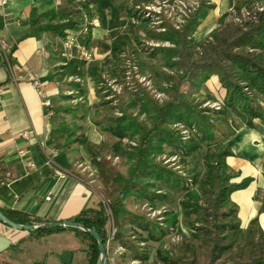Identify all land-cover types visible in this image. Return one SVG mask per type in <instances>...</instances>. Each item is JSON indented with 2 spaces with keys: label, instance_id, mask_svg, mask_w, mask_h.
Instances as JSON below:
<instances>
[{
  "label": "trees",
  "instance_id": "obj_1",
  "mask_svg": "<svg viewBox=\"0 0 264 264\" xmlns=\"http://www.w3.org/2000/svg\"><path fill=\"white\" fill-rule=\"evenodd\" d=\"M77 9H71L65 13L47 12L43 14L32 13L29 20L31 33L36 31H48L54 36L65 38L68 30H73L77 25V17L81 9H87L90 5L94 7L96 0H83ZM130 6L126 7L128 18L146 21L139 13V6L148 0H132ZM257 0H237L234 3L235 13L222 15L218 20V26L203 41H197L194 33L199 28L209 11L213 9L210 0H199L197 8L190 13L179 28L169 24H163L164 31L150 32V37L158 43H168V46L158 45L150 48L148 58L152 64L148 68L149 76L156 84L165 81L170 82L169 100L159 104L156 100L148 97L152 104L154 115L150 127L138 122L134 116L127 115L124 106H119L120 115L112 112L116 106L111 105L108 99L109 93L106 81L103 77L108 74L111 79L121 76L124 79L125 67L120 63L116 72L103 70L98 67H90L86 74L90 76L94 84V92L98 98V106L102 110L96 115L94 123L115 140L110 144L101 146L100 158H93L92 163L97 167L98 173L109 177L117 185L118 194L107 203L113 221V238L108 243V212L107 206L100 201L97 209L83 210L71 221L84 225L89 229H96L103 240L106 251L113 242L117 241L123 232L118 228L119 217L129 214L124 206L127 197L136 195L148 198L151 193L165 198L162 189L169 191H182L192 183L185 175H178L176 171L166 168L153 156L161 152V145L166 144L170 149L179 148L181 139L176 136L169 125L172 123H183L187 126H195L199 137L194 135L195 141L186 143L187 153H194L198 145L217 144V149L211 153L207 161V172L205 179L200 182L199 189L205 196L204 203L198 201L196 192H187L182 202L186 214L193 215L192 234L197 247L190 246V255L183 256L181 253L170 254L168 251L159 250L158 260L162 264H264V230L260 227L257 219L249 223L246 238H242V230L238 217V207L231 200V193L248 185L250 179H244L240 183H234L231 179L235 173L231 171L225 162V158L232 154V141L228 139L225 132L226 124L231 119L246 117L249 120L261 118L264 109V10L256 11L254 4ZM247 7L251 10L250 17H241L240 10ZM240 21H235V17ZM91 27L83 39L88 45L91 41ZM134 40L138 41V37ZM132 45V40L127 35L117 34L111 41V50L115 51L119 58ZM141 74L145 69L138 58H132ZM84 61L73 58L67 60L63 66V74L70 76H83L82 67ZM172 73H165L163 69ZM212 77L220 92H224L215 100L214 93L207 91L209 98L217 103L218 112L207 115L208 109H196L191 101L183 94L184 86L193 88H204L205 83ZM103 84V85H102ZM155 84V85H156ZM107 86V87H106ZM210 100V99H208ZM81 103L74 108L77 111ZM214 117V118H213ZM213 118V119H212ZM222 135H216L213 132ZM220 130V131H219ZM225 138H224V137ZM133 141L130 149H125L122 141ZM85 137L72 140L65 139L68 143H85ZM110 149L113 157H120L121 152H127L133 165L127 175L115 169L107 160L108 153L104 149ZM174 152V151H173ZM4 168L0 164V172ZM154 181L161 184L152 191ZM189 182V183H188ZM186 185V186H185ZM163 187V188H162ZM159 191V193H156ZM1 212L7 218L19 224H39L45 221L38 217L27 215L13 210ZM264 213V197H262L259 208ZM134 215L133 213H131ZM145 220L144 217L135 215ZM137 219V220H138ZM151 221L146 220L143 229ZM116 228V230H115ZM72 231L75 236L87 244L86 262L84 264H98L99 253L95 239L73 228H54L49 230L30 231L32 236H41L57 231ZM153 230V229H152ZM164 228L160 227V233L164 234ZM152 231L150 236L157 240ZM126 243L124 242L123 245ZM108 245V246H107Z\"/></svg>",
  "mask_w": 264,
  "mask_h": 264
},
{
  "label": "crops",
  "instance_id": "obj_2",
  "mask_svg": "<svg viewBox=\"0 0 264 264\" xmlns=\"http://www.w3.org/2000/svg\"><path fill=\"white\" fill-rule=\"evenodd\" d=\"M236 1L210 0L213 9L198 26L194 38L203 41ZM257 1L264 6V0ZM78 5L79 0H0V164L4 168L0 172V209L45 222L71 220L83 210L99 207V195L87 174L97 169L92 161L100 158L101 146L114 140L94 123L96 104L69 94L76 89L75 80L82 77L94 91L93 81L86 74L90 67L106 73L117 71L119 56L110 46L114 37L122 33L112 36L115 28L103 24L92 28L91 41L85 46L92 58L83 60L80 77L63 74L67 60L61 56L60 46L64 38L48 31L31 33L29 20L33 12L68 13ZM80 17L79 14L78 25L68 32L78 31ZM103 75L108 81L115 80ZM34 81L41 85L50 107L42 106L43 96ZM216 86V78L212 77L204 89L211 91ZM78 103L81 106L76 111ZM261 110V118H231L225 127L232 141V154L225 158L235 173L231 181L250 179L246 187L230 196L238 207L244 239L253 219L264 230V213L259 211L264 197V109ZM78 137L87 141L65 144V139ZM0 234L12 241L9 249L0 254V264H63L64 251L72 254L68 264L86 262V246L68 230L37 237L26 231L17 233L0 223ZM53 238L60 244L52 242ZM112 261L107 251L106 264Z\"/></svg>",
  "mask_w": 264,
  "mask_h": 264
},
{
  "label": "rangeland",
  "instance_id": "obj_3",
  "mask_svg": "<svg viewBox=\"0 0 264 264\" xmlns=\"http://www.w3.org/2000/svg\"><path fill=\"white\" fill-rule=\"evenodd\" d=\"M130 1L132 0H96L94 7L90 5L87 9H84V11L86 12L88 19H95L91 24V29L97 24H103L115 28V30L111 32L112 36L117 32H121L132 40V45H130V47L127 48V51L121 55V58H118L120 63H123V66L126 65L127 61L130 59L138 58L142 67L145 69V74L139 72L141 77L137 78L134 76L128 82L121 76L117 75L114 81L109 80L112 86H109L106 83L108 89L105 91L109 93L108 99H111V105L116 106V108L112 112H104L120 115L119 106L122 105L124 106L127 115L134 116L138 122L150 127L154 112L152 110V104L148 101V97L156 100L159 104L169 100L170 82L165 81L159 85L148 75L149 73L146 71H148V68L152 64V59L148 58V52L151 47L158 45L168 46L169 44L158 43V41L150 37V34L147 33V31H160L156 27L163 24L173 26V22L168 19L167 15H162L163 20L160 25H156L158 22H155L153 21L154 19L150 18L146 21L130 17L128 18L126 15V7L130 6ZM83 2L84 1H81L79 4ZM134 7V9H139L138 11L140 14L142 13L139 8L141 5H139V7ZM109 16L111 17L110 19ZM79 21V25L83 23L82 17H80ZM135 37H138V41L134 40ZM84 38L85 36L83 38L78 37L77 39L80 44L86 46L83 42ZM78 60L82 61L84 59ZM163 70L167 74L172 73L166 68ZM75 83L77 84L76 89L69 95L73 98H79L84 101L91 100L94 105L96 104V118V115L102 110L97 104L98 98L94 94V91L92 90L91 92L89 90L90 88L87 85L86 77L75 80ZM211 91L216 97L215 100H219V97L221 96L220 93L222 92H220L218 86L214 87V90ZM157 93H159L161 97L157 96ZM183 94L188 98V101H191L196 109L203 108V110H211L206 113L207 115L219 111V106H217L215 100L209 98L207 91H205L202 86L200 89L191 86H184ZM231 118H234V116L231 115ZM194 127L195 126L184 125L183 123L170 124L169 129H172L175 135L180 137L182 141L181 146H179V148L170 149L166 144H162L160 149L161 152L152 157L156 161H160L166 168L176 171L178 175H185L190 178L192 183L188 182L189 184L187 185L186 191H169L167 189H162L161 193L165 194V198L158 197L156 194L151 193L148 198L133 195L125 199L124 206L129 211V214L119 217L118 228L123 232V235L109 246L108 253L113 259L112 264H162L158 260L157 254L159 250L163 249L170 254L181 253L183 256L187 257L191 252L189 247H197L194 239L191 237L194 217L193 215L186 214L182 202L186 198V193L192 191L197 193L198 201L204 203L205 196L200 191L199 184L206 177L207 161L210 160L211 153L217 149V144L211 143L208 146L203 144L198 145L194 153L188 154L186 152V143L189 140L197 142L194 135L199 137V133L196 132ZM220 133L221 134L214 132L216 135H222V132ZM112 139L114 138L112 137ZM114 140H112V142ZM112 142L110 141V143ZM132 142L133 141L123 140L122 145L125 149H130L129 147L134 145ZM105 151L109 152L107 160L110 157L109 161L114 165L115 169L122 172V174L127 175L133 165V161L128 157L127 152H121L120 157L112 158L113 152L107 148L104 149V152ZM98 172V169H96L91 173L89 172V175L87 174V176L92 179V186L99 195L100 201L107 206V203H110L118 194L117 185L108 176L105 177ZM153 182L154 187H151L152 191L158 188L159 185L161 186L159 182L154 180ZM156 193H159V191ZM107 212L109 214L107 225L109 229H111L113 227V221L108 206ZM137 214L144 217L145 220L141 218L138 219V217L136 218L135 215ZM146 220L151 222L147 223L148 225L146 226V229H143ZM160 227L165 229L164 234L160 233ZM3 228L5 229V227ZM14 231L17 233L21 232L16 229H14ZM152 231L155 232L153 235L157 237V240H154L150 236ZM52 242L60 244L56 238H53ZM124 242L126 243L125 245H123ZM83 244L87 249V244L84 242Z\"/></svg>",
  "mask_w": 264,
  "mask_h": 264
},
{
  "label": "built area",
  "instance_id": "obj_4",
  "mask_svg": "<svg viewBox=\"0 0 264 264\" xmlns=\"http://www.w3.org/2000/svg\"><path fill=\"white\" fill-rule=\"evenodd\" d=\"M80 1L83 0H79V2ZM198 4L199 0H148V2H142L140 4L141 7H138L141 9V15H143L142 17H144V19H154L153 21L158 22L156 25H160L163 20L162 15H167L168 19L173 22V27L179 28L180 25L184 22V20L190 15V13H192L197 8ZM254 8L256 9V11L264 10V6L260 5L259 3H255ZM230 12L235 13L234 5L231 7ZM240 15L241 17H250L251 10H249L247 7H242L240 10ZM81 17L83 23L79 25L78 31L75 33L67 32V36L63 39L61 43V56H63L66 60H70L73 58L89 60L92 58L91 52L88 51L84 45L80 44L77 38H83L87 35L88 28L89 26L91 27V24L94 22L95 19H88L84 9H81ZM234 19L235 21H240V17L238 16H236ZM156 28L160 31H164L162 25ZM124 67V79L127 82L134 76L137 78L141 77L136 63L131 59L127 61ZM104 79L109 86H112V84L105 77ZM33 84L39 89V94L43 96V99L41 101L42 106L47 108L50 107V100L44 98L45 92L42 90L41 85L37 81H34ZM157 94V96L161 97L159 93ZM48 114H50V111H48ZM23 136L27 137L28 133L24 132ZM80 166L82 167V165ZM112 228L108 231V243L113 238L114 230Z\"/></svg>",
  "mask_w": 264,
  "mask_h": 264
},
{
  "label": "water",
  "instance_id": "obj_5",
  "mask_svg": "<svg viewBox=\"0 0 264 264\" xmlns=\"http://www.w3.org/2000/svg\"><path fill=\"white\" fill-rule=\"evenodd\" d=\"M0 223H2L3 225L7 227H10V229L13 228V229L24 231V232L25 231L26 232L37 231V230L38 231L39 230H49V229L60 228V227L82 230V232L91 235L97 242L98 253H99L98 264H106L107 251L103 244V240L101 236L99 235V233L96 231V229L86 228L84 225L71 221V220L42 222V223L33 224V225H29L25 223L19 224V223L12 221L10 218H7L6 216H4L1 210H0ZM11 244H12V241L9 238L0 234V254L8 250ZM71 257H72L71 252L64 251L61 256L62 263L63 264L70 263Z\"/></svg>",
  "mask_w": 264,
  "mask_h": 264
}]
</instances>
